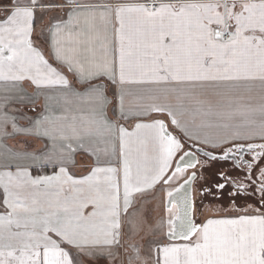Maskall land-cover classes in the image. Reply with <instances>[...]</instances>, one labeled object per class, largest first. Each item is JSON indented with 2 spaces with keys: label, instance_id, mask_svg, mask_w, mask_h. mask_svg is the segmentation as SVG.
<instances>
[{
  "label": "snow or ice",
  "instance_id": "1",
  "mask_svg": "<svg viewBox=\"0 0 264 264\" xmlns=\"http://www.w3.org/2000/svg\"><path fill=\"white\" fill-rule=\"evenodd\" d=\"M0 264H264V0L0 4Z\"/></svg>",
  "mask_w": 264,
  "mask_h": 264
},
{
  "label": "flooded vegetation",
  "instance_id": "2",
  "mask_svg": "<svg viewBox=\"0 0 264 264\" xmlns=\"http://www.w3.org/2000/svg\"><path fill=\"white\" fill-rule=\"evenodd\" d=\"M220 164H225V162H220ZM215 169H210L205 172V180L197 179L191 185L192 190V200H193V211L197 213L200 212L203 214H224V213H233L235 212L232 208V201L228 197L227 192H224L223 195L217 193L214 195H209L206 192H202V187L210 186L211 181L214 179L212 173ZM207 181V183H206ZM213 192L216 190L213 188ZM237 206H243L245 202L243 200H238ZM251 203V201H248Z\"/></svg>",
  "mask_w": 264,
  "mask_h": 264
},
{
  "label": "crops",
  "instance_id": "3",
  "mask_svg": "<svg viewBox=\"0 0 264 264\" xmlns=\"http://www.w3.org/2000/svg\"><path fill=\"white\" fill-rule=\"evenodd\" d=\"M8 0H0V4H4L7 3ZM26 90L28 92L32 91V88L30 86L25 85ZM76 160V166L73 169L74 172H76L77 174H81L84 171V168L87 167L88 165H90L91 161H89L88 159L82 157V156H76L75 157ZM49 172L51 171V169L48 170ZM179 183H183V181H179ZM175 187H178L179 184L177 183L176 185H174ZM192 190H191V196H192ZM147 215H148V220L149 223L155 225L157 222H164L167 219V214L165 212L164 209V198H163V192H159L157 195V198L155 200H153L150 204H148L147 206ZM140 210H142V206L140 203H137L135 208L133 209L134 212H139ZM236 212L233 213H224V214H203L201 215L200 212L197 211L194 212L193 211V221L197 224H202L206 221V219L208 218H218V217H224V216H233L236 215ZM163 231H166V228L161 230V234Z\"/></svg>",
  "mask_w": 264,
  "mask_h": 264
}]
</instances>
